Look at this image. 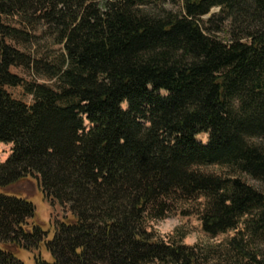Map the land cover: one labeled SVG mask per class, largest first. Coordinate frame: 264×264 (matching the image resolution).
Masks as SVG:
<instances>
[{
  "label": "trees",
  "instance_id": "obj_1",
  "mask_svg": "<svg viewBox=\"0 0 264 264\" xmlns=\"http://www.w3.org/2000/svg\"><path fill=\"white\" fill-rule=\"evenodd\" d=\"M180 1L177 10L144 0H0V143L14 144L0 162V264H25L18 250L43 242L53 260L39 254L36 264H204L194 246L145 227L199 197L211 235L250 216L229 246L248 261L239 264H264V191L242 177L264 184V0ZM11 15L44 22L67 67L10 43L33 38L4 21ZM14 66L61 86L26 81ZM210 164L238 175L202 170ZM30 178L71 211L50 240L31 222L35 205L10 190Z\"/></svg>",
  "mask_w": 264,
  "mask_h": 264
},
{
  "label": "rangeland",
  "instance_id": "obj_2",
  "mask_svg": "<svg viewBox=\"0 0 264 264\" xmlns=\"http://www.w3.org/2000/svg\"><path fill=\"white\" fill-rule=\"evenodd\" d=\"M146 3L163 4L169 8L180 9L181 1L164 2L163 0H144ZM219 7L213 8L210 14L203 17L208 19L213 13L219 11ZM4 21L14 27L28 30L33 34L30 42H17L9 40L18 49L30 54L34 59L41 60L43 64H53L66 68L68 58L63 44L56 43L52 34L49 33L44 22L28 23L23 21L19 15L4 16ZM225 35V34H223ZM12 71L23 77L26 81L46 84L54 89L60 88L58 78H49L42 73H37L32 68L20 66L12 67ZM8 91L15 97L31 104L34 101L33 95L26 92L23 86H8ZM125 108L127 104L123 105ZM87 124H89L87 122ZM198 140L203 143L208 142V134L198 135ZM9 144L0 145V162H2L9 151ZM206 172L228 177L230 175H238V172L231 171L227 166L219 164H210L201 167ZM239 175H241L239 173ZM249 184H252L264 191V184L258 182L249 175L243 174ZM17 191L22 196L30 200L36 208V216L32 223H38L47 232V239L50 240L55 236L56 224L65 216L71 215L69 208L61 206L59 203H52L45 195L41 187L40 180L30 178L21 181L11 187L10 190ZM204 198L177 201L173 203V210L163 219H153L147 217L145 219V227L148 231L155 234L159 239L171 242H180L188 246H194L200 253L201 260L204 264H239L240 261L247 263V259H241L237 253L229 246L230 240L237 235L239 230H245V220L250 216L245 215L239 222V228L229 230L218 235H211L204 231L199 215L202 208ZM20 250V251H19ZM18 256L25 264H36L35 256L41 254L45 259L52 261L53 256L43 242L40 248L35 250L19 249Z\"/></svg>",
  "mask_w": 264,
  "mask_h": 264
},
{
  "label": "crops",
  "instance_id": "obj_3",
  "mask_svg": "<svg viewBox=\"0 0 264 264\" xmlns=\"http://www.w3.org/2000/svg\"><path fill=\"white\" fill-rule=\"evenodd\" d=\"M12 147V146H11Z\"/></svg>",
  "mask_w": 264,
  "mask_h": 264
}]
</instances>
